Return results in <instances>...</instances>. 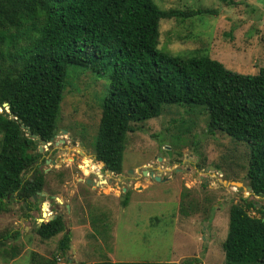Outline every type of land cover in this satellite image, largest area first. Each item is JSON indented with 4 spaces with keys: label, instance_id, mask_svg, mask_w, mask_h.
<instances>
[{
    "label": "rangeland",
    "instance_id": "374dc122",
    "mask_svg": "<svg viewBox=\"0 0 264 264\" xmlns=\"http://www.w3.org/2000/svg\"><path fill=\"white\" fill-rule=\"evenodd\" d=\"M153 1L160 9L211 10L192 17L161 19L158 49L180 57L208 55L243 74H254L264 66V0H233L231 4L220 0ZM106 85L103 76L69 66L57 135L51 146L38 142L48 162L41 158L43 194H37L35 208L49 202L52 214L62 216L65 231L70 232L69 249L64 254L57 252L61 233L49 239L35 233L40 217L37 208L25 216L21 203L8 198V209L0 212V236L17 232L2 241V246L9 250L7 256L13 246L18 253L11 259L0 255V264H29L55 255L59 262L70 264L181 262L188 258L223 264L229 206L243 204L242 198L254 201L257 208L264 206V196L253 195L246 188L247 146L223 132L209 134L207 113L201 106L164 105L158 116L132 123L134 130L127 133L121 170L111 182L90 188L83 181L85 168L96 181L110 176L98 174L92 147ZM62 129L67 131L65 135ZM72 138L74 148L67 150L58 144L51 150L61 140L70 146ZM74 154L78 158L71 164ZM141 169L152 170L160 179L142 176ZM32 173L29 167L23 175L28 178ZM146 182L150 184L144 187ZM123 186L128 190L125 205L121 204L126 192ZM248 212L264 216L255 208Z\"/></svg>",
    "mask_w": 264,
    "mask_h": 264
},
{
    "label": "trees",
    "instance_id": "16d2710c",
    "mask_svg": "<svg viewBox=\"0 0 264 264\" xmlns=\"http://www.w3.org/2000/svg\"><path fill=\"white\" fill-rule=\"evenodd\" d=\"M205 13L211 10L160 9L153 0H0V212L8 209V197L21 203L28 216L33 195L42 190L43 174L32 167L40 156L39 140L31 134L47 142L56 133L69 66L107 80L92 143L93 158L101 169L121 170L132 123L158 116L164 105L201 106L209 134L223 132L247 146V184L251 194L264 196V66L243 74L208 55L180 57L157 47L161 19ZM22 125L28 129L24 135ZM29 167L33 173L27 178L23 172ZM127 200L128 190L121 204ZM242 201L228 209L223 264H264L263 216L250 215L248 209L264 213L254 201ZM35 233L42 239L61 233L59 254L70 247V232L60 215L44 219ZM9 236L17 232L0 236L4 259L18 253L13 246L6 255L9 250L2 241ZM29 264L70 263L59 262L55 255ZM79 264L203 263L188 258Z\"/></svg>",
    "mask_w": 264,
    "mask_h": 264
},
{
    "label": "flooded vegetation",
    "instance_id": "af4514ba",
    "mask_svg": "<svg viewBox=\"0 0 264 264\" xmlns=\"http://www.w3.org/2000/svg\"><path fill=\"white\" fill-rule=\"evenodd\" d=\"M57 132H58V130L56 131V133L54 134V136H56L57 135ZM62 132H63V135H65L66 133H67V131L66 130H64V129H62ZM54 136L52 137V139L54 138ZM52 139H50L49 141H47L48 142V144H49V146H51V140ZM50 142V143H49ZM66 140H61L59 143H55L56 144V146L55 147H51V150L52 149H57L58 148V144H60L61 146H66V149L67 150H69V149H71L72 147L74 148V146L76 145V141H75V138H72V141H71V145L70 146H67L66 145ZM48 149V148H47ZM37 151L40 153L41 151H39V149H37ZM75 152H80L79 151V149H76L75 148ZM43 157H45V159H44V161L45 162H48V159H47V157H46V155H44V154H42V153H40V156H39V158H37L34 162H33V164H32V167H33V169H35V168H38L41 172H42V174H43V171H42V169H41V166H40V161H41V158H43ZM77 155L76 154H74V155H72V157H71V161H70V163L71 164H75L76 163V161H77ZM55 163V160L54 159H51L50 160V164H54ZM84 163L88 166V163H87V161L86 160H84ZM103 166V165H102ZM78 167H79V170H81V168H80V165H78ZM95 168H97V172H98V174L99 173H102V174H104V173H110V176L108 177V178H106V179H103V177H101V178H98V180L96 181V180H93L92 178H90V176L92 175V171L91 170H87L86 168L84 169V172L86 173L87 172V174H86V176H84L83 177V181H84V183L85 184H87V186H89L90 188H96L102 181V183H105V184H107V182H111L112 181V178L116 175V172L115 171H110V170H107V169H101V167L99 166V164L98 163H96V165L94 166ZM143 170L144 169H141L140 170V174L143 176L144 174H143ZM148 170V169H147ZM96 171V170H95ZM148 171H150V170H148ZM128 172L129 173H132L133 172V170H128ZM93 173H95V172H93ZM98 174L96 175L97 177H98ZM145 176H147V175H145ZM123 187H125V186H123ZM123 187H122V191H123ZM124 191H126V187H125V190ZM123 191V192H124ZM37 194H43L41 191L40 192H38ZM37 194H36V196H37ZM36 196L34 197L33 196V199H32V201H33V207L31 208V210L33 209V208H35V199H36ZM7 199H8V197H7ZM14 202H16V201H14ZM45 204V203H44ZM46 205V209H43V206H37L36 208H37V210H39L40 211V217H38L36 220H37V223H36V226H38V224L40 223L39 222V220L40 219H42V221H41V223L44 221V219H45V217H47V219L49 218V217H52L53 215H58V214H52L53 213V211L52 210H50V207H51V205H50V203L48 202V203H46L45 204ZM35 208V209H36ZM52 208V207H51ZM259 208H261L262 209V211H263V213H264V206H262V207H259ZM44 213L46 214V215H44Z\"/></svg>",
    "mask_w": 264,
    "mask_h": 264
},
{
    "label": "water",
    "instance_id": "95a60500",
    "mask_svg": "<svg viewBox=\"0 0 264 264\" xmlns=\"http://www.w3.org/2000/svg\"><path fill=\"white\" fill-rule=\"evenodd\" d=\"M4 106H6L7 105V103H4L3 104ZM0 111H1V108H0ZM22 127H24V128H22V130H21V135H24L25 134V131H27L28 129H27V126H23L22 125ZM31 137L32 138H36V139H38L42 144H45V140H43V139H40V137H38V136H36L35 134H31ZM38 149H39V151H42V145H40V146H38ZM31 152V151H30ZM159 160H160V158H159ZM103 165V164H102ZM143 174L144 175H147V176H149V177H152V178H154V179H156V180H159L160 179V176H158L157 174L155 175L154 174V172L151 170V171H148L147 169H144L143 170ZM224 182H226V181H224ZM230 183H236V184H240V185H242V183L241 182H239V181H231ZM246 188L248 189V190H251V187L248 185V186H246ZM125 190V187H123V191ZM34 197L36 196V194H34L33 195ZM67 208H68V205H67ZM264 210V209H263ZM57 215H53L52 217H49L48 219H53V218H55ZM262 220L264 221V216L262 217ZM41 221H42V219H40L39 220V224H38V226L41 224Z\"/></svg>",
    "mask_w": 264,
    "mask_h": 264
},
{
    "label": "crops",
    "instance_id": "0c3cea01",
    "mask_svg": "<svg viewBox=\"0 0 264 264\" xmlns=\"http://www.w3.org/2000/svg\"><path fill=\"white\" fill-rule=\"evenodd\" d=\"M150 183L149 182H146L145 184H143L144 185V187H145V185H146V187L149 185ZM142 189H144V188H142ZM142 189H140V190H142ZM69 207V206H68Z\"/></svg>",
    "mask_w": 264,
    "mask_h": 264
},
{
    "label": "bare ground",
    "instance_id": "6f19581e",
    "mask_svg": "<svg viewBox=\"0 0 264 264\" xmlns=\"http://www.w3.org/2000/svg\"><path fill=\"white\" fill-rule=\"evenodd\" d=\"M43 209H46V205H44ZM45 214V213H44Z\"/></svg>",
    "mask_w": 264,
    "mask_h": 264
}]
</instances>
